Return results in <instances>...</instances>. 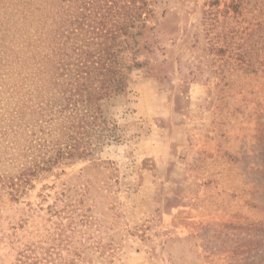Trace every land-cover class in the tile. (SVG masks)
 <instances>
[{"label":"rangeland","instance_id":"obj_1","mask_svg":"<svg viewBox=\"0 0 264 264\" xmlns=\"http://www.w3.org/2000/svg\"><path fill=\"white\" fill-rule=\"evenodd\" d=\"M149 2L85 158L24 174L0 76V264H264V0Z\"/></svg>","mask_w":264,"mask_h":264},{"label":"trees","instance_id":"obj_2","mask_svg":"<svg viewBox=\"0 0 264 264\" xmlns=\"http://www.w3.org/2000/svg\"><path fill=\"white\" fill-rule=\"evenodd\" d=\"M149 4L0 0V76L5 84L14 81L10 116L21 129L12 126L4 134L23 140L24 174L85 158L112 136L100 102L122 92L131 70L141 66L136 58L128 62L124 52ZM27 47L31 52L22 57ZM7 141L18 149L16 140Z\"/></svg>","mask_w":264,"mask_h":264}]
</instances>
